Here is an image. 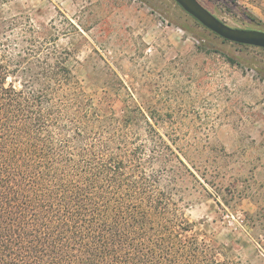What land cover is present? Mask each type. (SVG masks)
<instances>
[{"label":"rangeland","instance_id":"obj_1","mask_svg":"<svg viewBox=\"0 0 264 264\" xmlns=\"http://www.w3.org/2000/svg\"><path fill=\"white\" fill-rule=\"evenodd\" d=\"M200 1L264 30V0ZM1 18L67 49L108 118L141 109L151 125L122 131L160 134L190 169L176 177L196 232L264 264V48L219 36L175 0H0Z\"/></svg>","mask_w":264,"mask_h":264},{"label":"trees","instance_id":"obj_2","mask_svg":"<svg viewBox=\"0 0 264 264\" xmlns=\"http://www.w3.org/2000/svg\"><path fill=\"white\" fill-rule=\"evenodd\" d=\"M33 30L0 19V264H245L196 232L163 136L122 131L145 113H101Z\"/></svg>","mask_w":264,"mask_h":264},{"label":"water","instance_id":"obj_3","mask_svg":"<svg viewBox=\"0 0 264 264\" xmlns=\"http://www.w3.org/2000/svg\"><path fill=\"white\" fill-rule=\"evenodd\" d=\"M187 13L219 36L236 43L264 48V30L232 27L219 19L200 0H175Z\"/></svg>","mask_w":264,"mask_h":264}]
</instances>
